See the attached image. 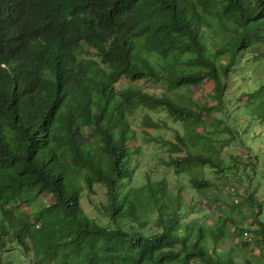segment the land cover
Wrapping results in <instances>:
<instances>
[{
    "label": "trees",
    "instance_id": "trees-1",
    "mask_svg": "<svg viewBox=\"0 0 264 264\" xmlns=\"http://www.w3.org/2000/svg\"><path fill=\"white\" fill-rule=\"evenodd\" d=\"M258 63L264 0H0V264L16 248L31 264H264V144L230 152L243 124L264 130V79L242 73ZM139 109L182 126L170 140L148 132L166 120L141 124L214 227L165 179L138 184Z\"/></svg>",
    "mask_w": 264,
    "mask_h": 264
},
{
    "label": "rangeland",
    "instance_id": "rangeland-1",
    "mask_svg": "<svg viewBox=\"0 0 264 264\" xmlns=\"http://www.w3.org/2000/svg\"><path fill=\"white\" fill-rule=\"evenodd\" d=\"M254 63H257V61H255ZM243 75H245V78H250L252 81H256L258 82L259 79H264V64L263 63H258L255 64L254 67L252 69H250L247 73L242 71ZM240 85H245V81L241 80V82L239 83ZM145 89L150 92V93H160L163 89L161 88H157V87H153V86H145ZM212 91L211 88L209 87H204L203 88V92L205 95L210 94ZM198 93V92H197ZM245 107L242 105L241 108L237 109L235 108V114H237L239 117L245 119V118H250V112H248L246 109H244ZM150 115L153 117V119L155 120H166L167 121V125L168 128L167 129H161L158 131H153L152 129H148V132L152 135V136H162L166 139H170L173 140L174 139V134L173 132L177 129V130H182V126L179 123H175L173 122L172 119H167L165 113H152L150 111L144 110V109H139L137 110L131 117V124L132 127H134V129L137 132V136H138V142H137V146H139L142 150V156H136L137 159V166L139 167V173H140V178L138 180V184H142L143 183V176L141 174L147 173L149 172L151 175H153L156 178H163L165 179V181L169 184L170 189L173 192H178L179 190H182V195L187 199V200H191L192 198H194L196 201L202 202V197L195 194L194 190L192 189V186L189 183V178L186 176H180V177H175L174 172L172 169H168L166 168L163 164H162V159L167 157V151L165 149H163L161 146L158 145H154L152 143H148L146 142V140L144 139L145 134H144V129L141 126L143 119L147 116ZM243 124V123H242ZM245 125L243 124L241 127L238 128L239 134L241 136H243V141L246 140L245 145H240L238 144L236 141H232V144L230 146V152L234 153L235 155H237L239 158L243 159V161L247 162V155H248V147L250 145H253V143L257 144V145H262L264 144V138H262L260 136L261 131L264 132L263 129H257L256 132H252V133H245ZM240 136V137H241ZM259 137V138H258ZM242 138V137H241ZM223 159L228 162L229 158L227 155L223 154ZM244 163V162H243ZM246 168V169H245ZM245 169V173L251 174V170L250 167H243L241 168L240 173L243 174V176L241 177V180L243 181V184H236V187L238 188V193L241 195L244 194L245 188L248 187L247 185V181H246V174H244L243 170ZM206 175L208 178H212L214 179V175L210 172H206ZM238 182H240V180H237ZM217 183L219 185V190L216 192L218 193L220 196H226L228 195L229 189L226 188L225 186L222 187V185H220L221 183L219 182V180H217ZM264 189V185L262 187ZM98 195V198L101 199L102 194H103V188L101 186H96L95 187ZM220 192V193H219ZM204 198V196H203ZM235 198V197H234ZM234 198L231 197V201H234ZM258 198L262 201L264 200V190L259 192L258 194ZM230 199V198H229ZM43 201L44 198H41L39 201H37L35 203V208H39L40 206L43 205ZM206 201L203 200L202 205L200 207V211L196 214H194L193 216H190V219H196L194 221H197V219H199L200 221H204L205 224L207 225V227H214L216 224V220H217V215L214 214L211 206H205L204 203ZM45 203V201H44ZM83 207L85 212L90 215L93 218H97L99 217V215L96 213V211L94 210L93 206L90 204V202L88 201V199L86 197L83 198ZM249 222L251 221L250 219L248 220ZM233 245L239 247L240 245L237 243V241H233ZM243 247H241L242 249ZM251 249L254 250L255 254H258V249L256 247L255 244V240L253 239L251 241V245L250 248L246 249L245 251V255L247 257H250L252 255L251 253ZM0 255H2L0 253ZM10 259L12 264H31L30 263V259L29 258H24V256L22 255V253L20 252V250L18 248H16L12 254H10Z\"/></svg>",
    "mask_w": 264,
    "mask_h": 264
}]
</instances>
